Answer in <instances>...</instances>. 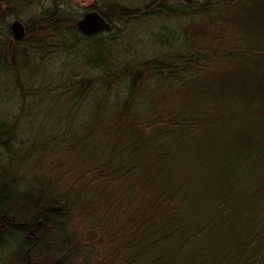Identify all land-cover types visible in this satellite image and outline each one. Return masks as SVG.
<instances>
[{"label": "rangeland", "instance_id": "1", "mask_svg": "<svg viewBox=\"0 0 264 264\" xmlns=\"http://www.w3.org/2000/svg\"><path fill=\"white\" fill-rule=\"evenodd\" d=\"M105 1L32 0L17 2L8 9L0 0V47L12 35L10 24L14 19L24 25L33 14L56 4L80 17L94 4ZM144 1L147 0H127L133 7ZM178 1L182 7L185 2L205 0ZM234 14L232 6L216 3L205 14H152L125 26L119 24L121 29L113 39L111 33L100 32L107 43L106 55L122 62L125 58L121 54L128 59L129 67L144 63L151 66L157 59L165 64L181 53L197 50L218 54L209 67L191 69L177 80L146 77L137 97L136 93L130 98L128 88V117L139 115V119L148 120L171 112L184 114L194 124L191 131L168 132L160 137L158 143L167 155L162 160L165 153H158L161 160L154 165L152 155L147 154L142 164L144 170L150 167L154 175L150 190L161 192L159 201H172L175 210L185 202L181 215H177L183 220L177 218L176 212L157 213L166 218L168 226L182 223L189 233L201 224L214 222L207 227V235L192 244L172 247L154 245L150 239L141 241L150 226L144 225L131 234V240L139 241L137 246L127 245L119 234L127 227L122 218L110 221L117 229V241L113 242L115 233L109 227L103 229L104 240L91 238L93 231H101L93 228V216L101 214L108 200L97 192L88 198L68 199L70 183L91 161L84 160L81 146L69 147L68 141L77 133L69 129H80L81 121L114 119L113 115L91 114L95 108L91 97L100 94L96 89L88 91V98L76 105L77 110L85 111L83 115L68 113L74 89L68 84L69 70L77 72L75 79L82 76L84 68L80 66L90 40L82 38L75 53H66L57 47L54 50L52 45L34 48L19 39L17 53L8 63L0 54V196L5 200L0 204L8 208L10 215L16 212L29 224L30 214L38 208L33 199L41 191L40 185L46 183L53 191L50 198L54 206L67 209L66 216H70L67 234L78 240L77 246H72L74 256L66 258L62 254L68 253L69 246L60 247V236L64 235L57 229L45 226L30 236L29 229L9 227L0 236V264H134L129 258L133 262L137 259L136 264H253L251 259L256 255L257 263L264 264V108H256L254 103L244 107L241 99L227 92L230 80L240 81L246 76L247 63L264 64V45L256 44L253 36L236 25ZM245 50L253 55L244 58ZM113 89L104 99L109 101L108 106L125 98L120 88ZM248 118L250 122L242 123ZM242 134L249 135L258 147L245 150L237 145L236 138ZM107 137L98 139L103 142ZM152 196L144 197L150 200ZM84 202L95 212L92 216L78 209ZM136 202L140 203L138 199ZM139 214L136 223L142 222ZM33 243L36 245L29 249ZM139 258H143L141 263Z\"/></svg>", "mask_w": 264, "mask_h": 264}, {"label": "trees", "instance_id": "2", "mask_svg": "<svg viewBox=\"0 0 264 264\" xmlns=\"http://www.w3.org/2000/svg\"><path fill=\"white\" fill-rule=\"evenodd\" d=\"M4 1L9 9L15 6L17 2L30 3L32 0ZM144 2L145 4L136 7L128 5L127 0H106L101 5L94 4L91 10L94 9L100 13L102 18L109 23V29L98 30L88 35L77 30L75 25L76 19L79 18L77 13L56 4L29 17V20L24 24V36L20 41L28 42L38 49L41 47L49 48V45H52L54 50L57 47L59 48L58 51L75 53L74 50L81 42L79 40H90V44L87 45L89 50L86 49V53L83 54L80 66L84 68L82 76L75 79L77 72L69 70L72 69V66L68 69L70 71L67 78L68 84L74 87L68 113L77 117L83 115L85 111L77 110L76 105L88 98V91L91 92L96 89L100 91V94L91 97V100L95 101V108L93 107L91 114L94 116L113 115L114 119L99 122L81 121V123H78L80 129H69L72 133L77 131L75 137L68 141L69 147L74 149L81 146V149L84 150L82 152L85 154L84 160L89 159L91 161L88 168L70 183L67 196L68 199L72 196L82 199L83 197H92L90 194L96 195L99 193L103 199L108 200L106 201L109 205L104 207L101 214L93 216V228H99L101 231L99 234H95L93 231L91 238L104 240L105 233L103 229L109 227L115 233L112 236L113 242L117 241L114 238L118 234L117 229L114 228L113 223L110 224V221L122 218L126 221L125 226L127 225V227L119 231L121 232L119 234H121L124 243L127 245L137 246L135 243L139 241H134V238L131 240L130 237H132L131 234L134 230L137 232V229L144 225L150 226L148 230L144 231L141 241L150 239L154 245L172 247L186 242L192 244L191 242L195 239L205 237L207 227L214 222L208 221V223L201 224L200 228L189 231V233L185 231L182 223L172 225L169 222L170 225L168 226L165 223L166 218L158 217L157 213L166 210L169 213L173 212L172 214L176 212V216L181 215L182 209L185 208V202L181 203L182 206L178 210H175L171 206L172 201H159L162 196L161 192L152 193L150 190L154 175L151 173L150 167L144 170L142 164L144 163V156L147 154L152 155L151 159H153L154 165L161 160L158 153H165L162 156L163 160L167 153L161 148L162 145L158 143V139L168 132L191 131L190 127L193 122L187 119L184 114L179 116L178 114H171V112L170 115H153L148 120L139 119V115L128 117V88L130 94H132L129 97L135 96L136 93L137 97L140 94L139 90L144 87L146 77L152 76L158 80L164 77V81H166L165 78L177 80L182 73L189 72L191 69L209 67L218 54H207L205 50H197L195 53H181L178 58L176 57L165 64L157 59L151 66H145L144 63L129 67L127 66L128 59L121 56V54L120 57L125 58L122 62H117V58L113 59L112 55H106L109 53L107 43L105 45V40L101 38L100 32L111 33L113 39L115 32L121 29L119 24L125 26L129 21H137L146 17V15L170 13L174 14L175 17H183L184 15L197 13L205 14L214 7V4L223 3L234 8L235 14L233 17L237 22L236 25L244 28L245 32L251 37L253 36L256 39V44L264 45V0H205L196 4L185 2L184 5H181L183 8L180 7V4H178L180 2H177V0H147ZM51 40L54 42H50ZM18 42L19 40L13 39L12 35H9V41L0 47V54L7 63L17 53L16 43ZM167 43L171 44L168 40ZM244 53L246 54L244 58H247V56L250 58L253 55L250 50H245ZM244 74L246 76L240 81L236 79L229 81L227 92L231 97L241 99L244 107L254 103L257 106L256 108H264V64L247 63ZM144 75L146 76L144 77ZM247 76H251L252 79ZM118 88L126 93L125 98L122 101H113L108 106L109 101H104L107 93ZM98 96H100L99 100L96 99ZM138 112L139 110H137ZM261 119L263 120V117ZM244 122H250V118L242 120V123ZM106 135L108 137L103 142L102 140L99 141L98 137L102 139ZM246 135H239L236 138V144L242 146L245 150L257 148L258 145L253 143L249 135ZM114 137L113 141H109L110 138L112 140ZM157 150L160 151L157 152ZM40 187L41 191L33 199L38 208L34 214H30L29 224L25 222L24 217L21 219L17 217L16 212L10 215L8 208H3L0 204V236L9 227H17L21 231L32 229L33 234L37 229L49 226L64 235L60 236V247L69 246L68 253L64 252L62 256L72 258L74 256V247L72 246H77L78 240L71 233L67 234V226L70 220V216H66L67 209L63 211V208L54 206V199L50 198L53 191L50 188L48 189L46 183L40 185ZM146 194L154 196L149 200V197L147 199L144 197ZM2 197L0 196V202L5 201ZM136 199L140 203L136 202ZM78 209L84 211L86 215L92 216L95 213L88 208L85 202L80 203ZM138 212L141 213L139 214L142 220L141 223H136L139 219ZM177 218L181 219L178 216ZM149 228L152 230H149ZM32 234H29L28 231V235L31 236ZM41 237H39L38 243L41 241ZM248 238L253 237L248 235ZM253 243L254 240H252ZM262 245L264 246V241ZM28 248L30 249L31 246H28ZM142 259L139 258L138 262L141 263ZM129 260L134 264L137 262V259L134 262L132 261L133 258H129ZM251 260L253 264H258L257 255ZM40 264H43V262H40Z\"/></svg>", "mask_w": 264, "mask_h": 264}, {"label": "water", "instance_id": "3", "mask_svg": "<svg viewBox=\"0 0 264 264\" xmlns=\"http://www.w3.org/2000/svg\"><path fill=\"white\" fill-rule=\"evenodd\" d=\"M77 30L82 34H91L98 30L109 29V23L102 18L100 13L94 9L85 11L76 19ZM24 25L18 19H14L10 24V30L14 39L19 40L24 36Z\"/></svg>", "mask_w": 264, "mask_h": 264}, {"label": "flooded vegetation", "instance_id": "4", "mask_svg": "<svg viewBox=\"0 0 264 264\" xmlns=\"http://www.w3.org/2000/svg\"><path fill=\"white\" fill-rule=\"evenodd\" d=\"M3 217V216H2ZM29 234H32V229H29ZM38 237L35 239L37 241ZM36 244H31V247H34Z\"/></svg>", "mask_w": 264, "mask_h": 264}]
</instances>
